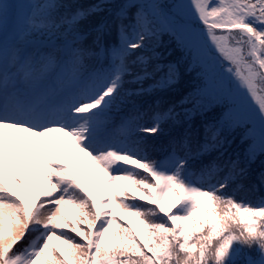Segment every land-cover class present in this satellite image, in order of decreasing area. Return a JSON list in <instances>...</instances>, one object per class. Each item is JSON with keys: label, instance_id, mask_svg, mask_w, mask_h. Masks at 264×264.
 Returning <instances> with one entry per match:
<instances>
[{"label": "snow or ice", "instance_id": "snow-or-ice-1", "mask_svg": "<svg viewBox=\"0 0 264 264\" xmlns=\"http://www.w3.org/2000/svg\"><path fill=\"white\" fill-rule=\"evenodd\" d=\"M59 7L57 0H0V34L12 28L9 41L0 35V264H241L242 257L243 264H264V199L236 198L248 165L264 155V0H188L170 11L156 0H126L118 18L136 8L135 24L130 37L121 23L122 47L114 53L112 70L89 74V52L74 37L66 42L70 75L50 90L36 65L47 70L55 59L41 61L28 48L39 35L64 25L71 32L80 19L102 10L101 4L93 5L58 22ZM190 16L201 30L189 26ZM163 31L190 52L208 46L218 54L227 81L205 96L229 100L230 108L217 124L205 126L199 151L221 149L225 129L243 128L245 167L237 157L193 172L175 149L168 163L149 161L138 133L161 131L160 121L169 114H158L153 127L131 118L118 133L108 131L109 113L124 84L150 75L147 58L139 57L144 75L125 81L133 75L127 56ZM177 79L170 65L164 83ZM133 94L139 92L127 91ZM183 102L196 107L204 98ZM57 133L71 139L74 155ZM101 175L105 179L94 189ZM121 181L136 188L139 197H128ZM259 182L264 185V173ZM65 210L75 219L69 220ZM125 217L137 223L129 226ZM53 240L63 247L56 248ZM252 251L258 258L247 254Z\"/></svg>", "mask_w": 264, "mask_h": 264}, {"label": "trees", "instance_id": "trees-1", "mask_svg": "<svg viewBox=\"0 0 264 264\" xmlns=\"http://www.w3.org/2000/svg\"><path fill=\"white\" fill-rule=\"evenodd\" d=\"M60 7L56 12V19L59 22L63 17H70L78 10H87L93 5L101 4L102 10L93 12L80 19L71 32L66 31L67 25L62 26L58 32L63 37H73L74 33L84 34L85 36L78 40V46L88 50L89 55L86 61L92 64L99 55L100 46L103 44L105 49L103 64H108L109 50L114 53L122 47L120 25L123 23L127 26V33L132 36V26L135 24L136 8H129L126 18L122 20L118 18L121 6L126 0H57ZM142 3H151L152 0H140ZM157 3L165 5L164 0H156ZM169 32H160L157 36L150 37L145 40L144 47L131 50L127 56V63L133 75L125 76V81H131L134 75H144L143 65L138 61L139 57H145L148 60L147 71L150 75L146 76L141 82L125 83L124 90L121 92L120 100L113 106L108 116L111 131L118 133L120 125L135 118L141 127H153L155 118L159 114L164 117L169 114L166 119H161V131L155 134L138 133L146 145L149 161L167 162V157L175 149V156L187 160L188 167L193 172H198L203 167L215 161L219 165H224L226 161L240 159V167L246 166V149L248 142H242V136L245 130L237 128L235 131L225 129L222 133L225 143L221 149L213 150L200 154L199 148L206 140V125L217 124L222 119L223 110L226 99H218L209 101L205 93L216 89L217 68H213L214 72L210 74V66L203 68L198 57L193 53H184L182 48L178 46L177 41L165 43L168 38L170 41L173 35L166 36ZM98 41V42H97ZM168 52V53H167ZM136 63H133V62ZM216 67L221 66L219 57H216ZM100 63V64H101ZM102 65V64H101ZM175 66L178 71V79L173 84H166L169 66ZM159 66V68H158ZM211 68V71H212ZM209 78L211 80L209 81ZM210 82H212L210 84ZM204 84L211 85L207 91ZM139 92V94L127 95V91ZM189 100L204 98V103L194 107L193 103H184L185 98ZM169 110L171 112L169 113ZM187 142V147L183 145ZM145 153H141L144 155ZM264 173V155L258 156L254 162L248 165L247 177L238 184H242L243 188L238 191L237 199H247L256 203L260 199H264V185L259 182V176ZM141 175H146L141 171ZM149 179H151L149 177ZM235 187L232 185L229 189ZM134 188V187H133ZM128 197L133 194L138 198L140 192L134 188V192L127 191ZM131 203V199L128 200ZM145 207H152L146 202H141ZM69 220L75 217L67 211L66 215ZM117 219L120 218L117 216ZM133 225L137 222L134 218H129ZM152 219V217H150ZM132 226L131 223L123 221ZM52 244L56 248H62L63 245L59 241L53 240ZM252 258H258L255 251L248 252ZM243 264V257L241 258Z\"/></svg>", "mask_w": 264, "mask_h": 264}, {"label": "rangeland", "instance_id": "rangeland-1", "mask_svg": "<svg viewBox=\"0 0 264 264\" xmlns=\"http://www.w3.org/2000/svg\"><path fill=\"white\" fill-rule=\"evenodd\" d=\"M165 2V5H164V10L165 11H170L171 10V6L172 5H175V4H184V5H187L188 4V0H164ZM8 2H11V3H22V4H35V3H40L42 2V0H8ZM188 24L190 27H192L193 29L199 31L201 30L202 26L199 24V22H197L194 17H188ZM2 35V38L5 40V41H9L11 39V35H12V28L11 26H9L5 33L3 34H0ZM172 35L170 32L166 35L167 37ZM174 38H172L170 41L168 40V38L165 40V43H171V41H177L176 37L173 35ZM37 41L38 43L33 45L32 47H29L28 48V52L32 55V56H36L37 53H38V59L41 60V61H44L47 57H49L45 51H49L50 49H52L53 46H55L57 43L59 42H62L63 44L66 45V42H70L69 39L67 40H64V41H58L56 38V33H49V34H45V35H39L37 38ZM178 42V41H177ZM178 46H180L183 50L184 53L186 52H190L189 51V48L188 47H185V45L183 44H180L178 43ZM168 53V52H167ZM190 53H193L195 56L198 57V60L200 63H202L203 65V68L205 66H207V62L209 60V63L213 66H210V77H211V74L214 72L213 68H217V72L218 74L216 75L217 76V79H216V82H213V84H215L216 88H219L220 85H221V82L222 81H227V74L225 73L224 69L222 66H219V67H216L217 64L215 62V59L216 57H218V54L214 51V50H211L210 47L208 46H203L200 48L199 51L193 49ZM111 61H115V59L111 56L110 58ZM205 65V66H204ZM213 67V68H212ZM211 68H212V71H211ZM36 69H37V72L38 74H43L44 77H45V81L47 80L46 84L47 83H50L49 81V78L47 77L48 76V72L53 69V73L55 72V69H56V63L48 68L47 70H44V68L42 67V64H37L36 65ZM87 69V72L89 74H95L97 72H100L95 66H88L86 67ZM58 70V69H57ZM111 69H104L103 73H108L110 72ZM59 72V70H58ZM70 75V71H66V72H61V74H59L58 78H60V82L57 83V86L55 87H52V90H57L59 89V87L61 86V81L62 80H65L68 76ZM211 80V78H209V81ZM212 82H210L211 84ZM204 89L207 91V89L209 90V88H211V85H207V84H204ZM225 102V106H223L221 109L219 110H223V116H226L227 112L229 111V108H230V101L227 100L224 101ZM56 138L57 140L60 142V144H62L69 152L70 155H74L75 154V145L72 143L71 139L69 137H65L63 136L62 134H59L57 133L56 134ZM105 179V177H103V175H101V177L99 178V180H97L96 184L94 185V189H98L99 188V184L100 182ZM123 187L130 191V192H134V188L129 185L126 181H121L120 182ZM65 215H67V210H65Z\"/></svg>", "mask_w": 264, "mask_h": 264}]
</instances>
